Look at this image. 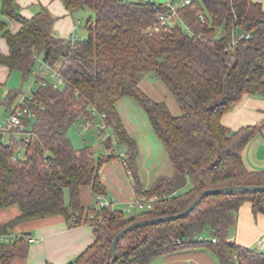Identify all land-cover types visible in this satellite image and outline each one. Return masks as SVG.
I'll list each match as a JSON object with an SVG mask.
<instances>
[{"label":"trees","instance_id":"1","mask_svg":"<svg viewBox=\"0 0 264 264\" xmlns=\"http://www.w3.org/2000/svg\"><path fill=\"white\" fill-rule=\"evenodd\" d=\"M61 1L73 16L82 10L93 13L85 26L87 39L58 37L53 30L57 18L46 8L27 19L21 15L19 0H2V15L21 28L14 33L8 22L0 23L9 47L8 56L0 51V66L19 71L25 82L34 79L40 59L60 72L66 84L54 89L49 74L42 73L39 78L49 86H41L37 79L28 98L36 117L23 118L24 130H18L16 137L3 141L0 136V209L17 207L20 212L0 224V235L12 233L22 223L53 216L74 224L89 223L95 242L68 264H105L114 237L134 222L180 214L208 189L264 186V170H250L243 158L256 126L233 131L221 123L244 96L264 95L261 4L194 0L178 10L172 27L153 32L159 16L169 11L162 3ZM146 75L166 85L180 115L140 89ZM21 94L22 89L10 92L5 105L10 108ZM126 97L142 107L174 168L172 178L159 180L150 190L140 181L138 145L117 110L118 102ZM101 115L106 116L102 122L115 139V144L104 142L106 153L126 150V169L136 197L158 198L150 210L128 214L113 205L98 210L95 202L88 209L82 205L81 192L86 187L97 196L105 194L99 173L103 161L96 160L93 148H76L69 130L80 120L96 127ZM96 128L99 136L105 133ZM22 150L26 159L13 161ZM112 158L117 156L103 157ZM188 184L191 187L181 192ZM175 192L177 196L170 200L163 198ZM245 202L252 204L254 214L264 215L263 192L209 196L185 219L129 232L118 243V259L113 264H152L158 257L195 246L209 247L219 264H264V251L230 240ZM29 244L25 237L0 243V264L25 259Z\"/></svg>","mask_w":264,"mask_h":264},{"label":"crops","instance_id":"2","mask_svg":"<svg viewBox=\"0 0 264 264\" xmlns=\"http://www.w3.org/2000/svg\"><path fill=\"white\" fill-rule=\"evenodd\" d=\"M253 1L264 8V0ZM1 4L2 0L0 23L8 22L9 30L18 32L21 25L2 15ZM19 4L22 16L27 19H31L42 7L49 10L57 18L54 23L57 30H61L68 19H71L68 22V26L70 25L68 39L73 35L81 39L74 16L66 10L61 0H19ZM60 4L63 5V12H59ZM0 51L4 56L9 54V47L2 37L1 29ZM14 73L22 76L19 71H11L5 66H0V118L3 119L11 109L19 106L23 95L21 94L10 108L5 105L9 93L19 88L15 89V83L12 84ZM139 86L154 101L165 102L174 115L181 114L175 98L162 81L146 75ZM117 110L126 131L138 145L137 165L144 189L150 190L159 180L172 178L173 165L142 107L134 99L126 97L118 102ZM221 123L233 131L256 126L255 136L244 150L243 158L250 170L256 172L264 170V95L244 96L231 111L223 115ZM99 160L103 161L99 173L105 194L97 196L90 187H86L81 192L82 205L86 209L91 208L95 200L101 197L102 201H111L113 208L125 209L137 196L130 172L118 157ZM19 214L17 210L14 217H2L0 224L9 222ZM13 232L31 234L39 240L37 243L29 244L25 259L16 258L13 264H68L95 242L94 227L89 223H70L63 216L25 222L15 227ZM263 238L264 215L254 214L252 204L245 202L240 209L238 225L231 233L230 240L240 246L253 248ZM152 264H219V261L209 247L195 246L158 257Z\"/></svg>","mask_w":264,"mask_h":264},{"label":"built area","instance_id":"3","mask_svg":"<svg viewBox=\"0 0 264 264\" xmlns=\"http://www.w3.org/2000/svg\"><path fill=\"white\" fill-rule=\"evenodd\" d=\"M154 2V1H153ZM194 0H167L166 3H164L165 6L169 8V11L165 12L164 14L160 15L158 18L159 24L153 27V32H158L161 27L168 26L172 27L175 23V19L179 18L178 10L190 6ZM157 3V2H156ZM247 37V36H246ZM77 39L76 36H72V40L75 41ZM40 61V68L37 74L34 76V83L37 79H40L39 84L43 87L49 86V83L42 78H39L42 73L46 72L49 74V77L53 81V88L54 89H61L65 86V79L62 77L61 73L52 68L49 64ZM32 96V88L29 90V94L26 92L22 95L20 104L17 108L11 109L9 112V115L5 117L3 120L0 121V136L2 137V140H9V137H16L18 133H16L18 130L22 131L24 130V119L26 116L30 118H35L36 113L32 111L29 108V102L31 101L30 98ZM101 122L98 124V126L104 130L105 133H103L100 136V140L102 142H109L112 141L113 144H115V139L112 137L111 133H107V126L103 120L106 119L105 115H101L100 117ZM92 126L91 122L86 123V127ZM119 159H121L126 167L125 162V155L120 150H115L114 153ZM112 152H108L107 156L114 155ZM26 155L24 151H19L15 154L14 157H12L13 161L18 160H25ZM177 196V193H173L170 195H165L163 198L170 200L172 197ZM158 200L157 197H151L146 198L144 196L142 197H135L124 209V211L128 214H131L134 210H150L153 207L154 202ZM96 209L100 208H108L111 207L112 202L111 201H102V198H98L95 200ZM93 218V217H91ZM20 237H25L27 241L32 243H37L39 240L37 237L31 235V234H22L17 232H12L7 235H0V243H10L11 241L18 239ZM216 241L214 240V243ZM256 249L260 251H264V238L260 240L256 246Z\"/></svg>","mask_w":264,"mask_h":264},{"label":"rangeland","instance_id":"4","mask_svg":"<svg viewBox=\"0 0 264 264\" xmlns=\"http://www.w3.org/2000/svg\"><path fill=\"white\" fill-rule=\"evenodd\" d=\"M157 3H166L167 0H151ZM63 12V5L60 4L59 5V12ZM22 15V14H21ZM93 18V13L90 10H82L79 11L78 13H76L74 15V18L76 20L77 23H79L78 25V34L81 37V40H85L88 38V32L86 30V23L89 21L90 18ZM25 18V17H24ZM71 19H68L67 23L63 25V27L61 28V30H57L55 25H54V33L59 35L61 38L63 39H68V35H69V30H70V25L68 26V22ZM177 23H180L179 21H176ZM223 31L219 30L217 32V36L221 37ZM39 70V67L36 69V71ZM149 76V75H147ZM15 83V89H22L23 93H28L29 94V90L31 88H35V84H34V79L31 78L25 82H23L22 76L19 75L18 73H14L13 75V81L12 84ZM17 102H15L16 105ZM3 118H0V121ZM86 122L85 120H80L78 121L76 124H74L70 130H69V137L72 140L73 144L75 145L76 148L80 149L83 147H90V148H94L95 150V157L96 159L99 161V159H102L105 155H107L106 150H105V146H104V142H102L100 140V136H99V132L97 130V126L99 124V122L95 124L96 127H86ZM33 127V124H31L27 130L31 131ZM107 133L110 134V131L107 130ZM24 138V137H23ZM25 146V145H24ZM123 154H126V150L124 148H121L120 150ZM191 187V185H187L183 190H181V192H185L186 190H188ZM66 201L67 203H69V192L66 191ZM18 210L17 207H11L9 209L0 211V219H2V217H14L16 215V211ZM124 210V209H123ZM253 248H256L255 246Z\"/></svg>","mask_w":264,"mask_h":264},{"label":"water","instance_id":"5","mask_svg":"<svg viewBox=\"0 0 264 264\" xmlns=\"http://www.w3.org/2000/svg\"><path fill=\"white\" fill-rule=\"evenodd\" d=\"M264 193V186H228L215 189H208L199 194L197 199L182 213L174 216H165L153 219H146L134 222L119 232L113 239L111 248L108 253V258L105 264H113L118 259L117 255V245L120 240L127 235L129 232H132L135 229L143 228L147 226L159 225L172 220L185 219L187 218L199 205L200 203L209 196L214 195H241V194H250V193Z\"/></svg>","mask_w":264,"mask_h":264}]
</instances>
